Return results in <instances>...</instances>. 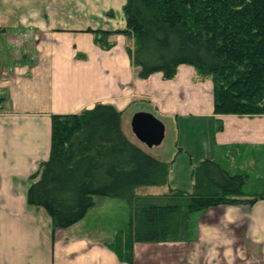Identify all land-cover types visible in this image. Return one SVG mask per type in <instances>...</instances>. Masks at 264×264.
<instances>
[{
  "label": "crops",
  "instance_id": "crops-1",
  "mask_svg": "<svg viewBox=\"0 0 264 264\" xmlns=\"http://www.w3.org/2000/svg\"><path fill=\"white\" fill-rule=\"evenodd\" d=\"M125 2L0 0V264H264V198L196 211L189 238L136 241L131 263L109 246L127 226L126 200H120L125 220L118 227L101 224L99 217L85 224L84 217L106 203L107 196H96L80 220L55 229L42 207L27 203L30 175L49 156L51 114L98 102L121 110V128L132 142L123 120L131 127L139 110L164 123L158 144L168 122L178 135L179 119L207 121L200 158L215 159L231 173L246 172L250 187L244 185L243 197L264 192V113H214L212 81L197 77L191 64H179L170 78L161 71L139 77L126 49L131 38L113 33L107 38L111 45L102 46L94 32L125 28ZM184 145L175 143L171 157L155 156L172 161L164 192L192 189V168L201 159L189 154L183 187L174 172ZM158 193L163 192L151 194Z\"/></svg>",
  "mask_w": 264,
  "mask_h": 264
},
{
  "label": "trees",
  "instance_id": "trees-1",
  "mask_svg": "<svg viewBox=\"0 0 264 264\" xmlns=\"http://www.w3.org/2000/svg\"><path fill=\"white\" fill-rule=\"evenodd\" d=\"M123 11L125 28L94 30L95 37L102 46L111 45L113 33L131 38L126 49L139 77L161 71L170 78L179 64H191L197 77L212 81L214 113H264V0H126ZM120 115L102 102L51 114L49 156L30 175L26 200L46 211L52 229L80 220L96 196L123 198L128 223L109 246L131 263L136 241L189 238L196 211L264 198L243 197L248 174L207 157L192 168L191 190L138 193L140 186L168 184L172 161L132 142Z\"/></svg>",
  "mask_w": 264,
  "mask_h": 264
},
{
  "label": "rangeland",
  "instance_id": "rangeland-1",
  "mask_svg": "<svg viewBox=\"0 0 264 264\" xmlns=\"http://www.w3.org/2000/svg\"><path fill=\"white\" fill-rule=\"evenodd\" d=\"M132 44V41L131 43ZM131 122V121H130ZM125 131L128 136L136 143L137 145L144 148L148 153L156 156V155H169L172 156V148L175 143L177 145H188L187 148H183L184 151L180 153L179 156H182V160L177 159V165L175 167V174L179 176L182 180H180L181 187L185 186V180H187V165H189V154H192L194 161H199L202 157L203 151L206 149L205 141H206V131L208 129L207 121L203 119H189L187 122L179 119V129L180 132L177 135V126L173 122H168L167 131L165 133V137L163 139V143L154 144L152 146H148L144 142L140 141L132 132V129L127 123V120H123ZM175 142V143H174ZM207 157V156H205ZM204 157V158H205ZM210 158V157H208ZM203 159V158H202ZM233 160V159H232ZM197 163V162H196ZM249 185H245L246 189H249ZM167 189L163 185H147L137 187L138 192H148V193H156V192H164ZM110 198V199H109ZM113 198V199H112ZM105 202L102 205H98L84 217L86 221V225L94 224L95 219L99 217L101 219V224H105V226L112 225L118 227L124 223L125 214L123 206L121 205L120 200H125L123 198H114V197H105ZM113 200V201H111ZM108 202H114V204H108ZM90 221V222H88ZM97 224V223H96ZM91 227V226H89ZM91 233V232H89Z\"/></svg>",
  "mask_w": 264,
  "mask_h": 264
},
{
  "label": "water",
  "instance_id": "water-1",
  "mask_svg": "<svg viewBox=\"0 0 264 264\" xmlns=\"http://www.w3.org/2000/svg\"><path fill=\"white\" fill-rule=\"evenodd\" d=\"M130 124L135 136L148 146L160 143L164 136V123L152 112L136 111Z\"/></svg>",
  "mask_w": 264,
  "mask_h": 264
}]
</instances>
